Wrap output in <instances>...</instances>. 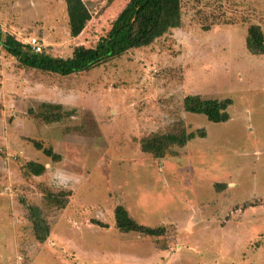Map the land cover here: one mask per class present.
Here are the masks:
<instances>
[{"label": "rangeland", "instance_id": "1", "mask_svg": "<svg viewBox=\"0 0 264 264\" xmlns=\"http://www.w3.org/2000/svg\"><path fill=\"white\" fill-rule=\"evenodd\" d=\"M83 1L91 19L76 38L64 0H0V27L67 58L104 35L128 0ZM252 24L264 33V0H181L179 28L69 76L24 68L0 48V264L264 263V55L245 48ZM192 94L230 99L228 120L185 113ZM42 103L74 113L45 123L36 116ZM178 122L205 137L162 159L141 151V139ZM28 162L45 171L29 175ZM60 190L70 196L57 210L44 195ZM22 200L46 219L45 242L35 240ZM119 205L164 234L118 232Z\"/></svg>", "mask_w": 264, "mask_h": 264}, {"label": "trees", "instance_id": "2", "mask_svg": "<svg viewBox=\"0 0 264 264\" xmlns=\"http://www.w3.org/2000/svg\"><path fill=\"white\" fill-rule=\"evenodd\" d=\"M64 3L69 35L73 38L79 37L91 19L90 10L83 0H64ZM180 25L181 0H128L104 35L98 36L91 46L84 43L74 45L70 57L51 56L42 50L36 53L30 45L3 32L1 27L0 48L24 68L69 76L91 71L113 60H118L131 51L148 47L168 31L179 28ZM245 48L251 55H264V33L259 25L252 24L247 28ZM230 104L231 100L228 98L219 100L192 94L183 98L182 109L185 113L202 115L209 122L222 123L229 118L227 108ZM29 113L34 112L30 109ZM72 113H74L73 110L61 109L59 105L42 103L38 107L36 116L45 123H53L61 122L64 117H69ZM174 126V129L169 132L153 133L141 139V151L154 158L162 159L169 154L172 147H183L197 137H205L203 130L187 131L182 122ZM34 146L52 161L60 160V156L54 154L51 148L43 147L38 142H34ZM26 169L29 175L38 177L45 171V166L37 162H28ZM69 196L70 192L65 190L47 191L44 201L47 205L62 210L67 206ZM21 202L27 211V219L32 224L35 240L38 243L45 242L49 237L50 227L41 210L33 205L25 204L23 200ZM113 216L114 228L120 233L134 232L143 236L157 237L165 232L163 227L151 228L135 222L120 205L114 208ZM96 225L107 228L101 222H96Z\"/></svg>", "mask_w": 264, "mask_h": 264}, {"label": "built area", "instance_id": "3", "mask_svg": "<svg viewBox=\"0 0 264 264\" xmlns=\"http://www.w3.org/2000/svg\"><path fill=\"white\" fill-rule=\"evenodd\" d=\"M28 45L31 46L32 50L34 52H38L40 53L41 52V46L40 44L35 40V39H31L29 42H28Z\"/></svg>", "mask_w": 264, "mask_h": 264}]
</instances>
